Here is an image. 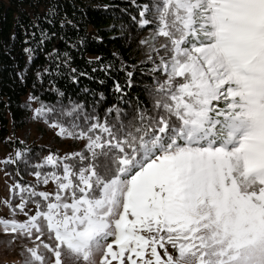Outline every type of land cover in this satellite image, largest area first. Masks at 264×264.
Wrapping results in <instances>:
<instances>
[{
  "label": "snow or ice",
  "instance_id": "snow-or-ice-1",
  "mask_svg": "<svg viewBox=\"0 0 264 264\" xmlns=\"http://www.w3.org/2000/svg\"><path fill=\"white\" fill-rule=\"evenodd\" d=\"M145 12L151 108L60 109L50 127L84 148L43 157L33 175L54 190L15 185L12 215L26 219L0 218L31 241L23 264H264V0H152Z\"/></svg>",
  "mask_w": 264,
  "mask_h": 264
},
{
  "label": "trees",
  "instance_id": "trees-1",
  "mask_svg": "<svg viewBox=\"0 0 264 264\" xmlns=\"http://www.w3.org/2000/svg\"><path fill=\"white\" fill-rule=\"evenodd\" d=\"M151 3L152 0H0V143L6 155L2 165L13 183L9 199L12 204L20 200L19 189L14 187L17 184L45 190L46 185L37 184L33 175V166L43 157L81 151L85 144L57 133L47 135V142L38 136H22L31 101L36 108L44 104L54 109L34 119L46 125L63 119L60 109L69 107V101L83 105L84 112L101 119L113 105L122 109L127 119L135 115L137 100L142 107L151 108L148 89L153 82L141 71L151 67L147 60L150 52L141 53L140 43L142 34L152 31L149 25L140 26L142 19H151L149 12L144 17L140 15ZM96 57L101 58L99 62L88 63ZM109 64L112 68L107 73L93 72ZM128 72L133 73L130 87ZM117 83L122 92L115 91ZM29 96L37 99L29 100ZM17 151L21 152L20 158L15 155Z\"/></svg>",
  "mask_w": 264,
  "mask_h": 264
},
{
  "label": "rangeland",
  "instance_id": "rangeland-1",
  "mask_svg": "<svg viewBox=\"0 0 264 264\" xmlns=\"http://www.w3.org/2000/svg\"><path fill=\"white\" fill-rule=\"evenodd\" d=\"M150 32L151 31L149 32L147 31L143 33L140 41L146 39L149 36ZM142 46L143 49L141 50V53L149 51L147 45H142ZM156 46L157 47L159 46V42H157ZM31 105L32 107L30 109L29 118L26 124V128L24 129L26 131L22 134V136L26 134L27 136H38L42 141L47 142L48 140L46 139V136L51 133L56 134L57 129L50 127V125H46L44 123L35 121L33 115H34V109L36 107L32 101H31ZM5 159H6L5 149L2 147L0 143V218L3 219L15 218L18 221H23L26 219V217L22 213H20L19 209H16L15 217H13L12 215V209L15 208L17 204H19L20 200H16L15 204H12L9 201L11 187L13 183L9 178L7 169L2 165ZM54 188L55 185L52 182H49V184L46 185L44 191L51 192L54 190ZM28 209L32 210L29 214H34L35 205L28 204L26 206V210ZM13 235L14 234L11 233H5L2 227H0V264H23L24 256L20 254L23 251V245L27 244L28 246H32L31 241L24 238H17L15 241H13ZM45 242L51 243L50 241L47 240H45ZM25 255H27V253H25ZM95 259L97 261L99 260V254H97ZM64 264H71V261H69L65 257Z\"/></svg>",
  "mask_w": 264,
  "mask_h": 264
}]
</instances>
